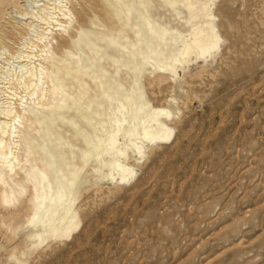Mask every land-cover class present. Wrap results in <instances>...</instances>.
<instances>
[{
	"label": "rangeland",
	"instance_id": "rangeland-1",
	"mask_svg": "<svg viewBox=\"0 0 264 264\" xmlns=\"http://www.w3.org/2000/svg\"><path fill=\"white\" fill-rule=\"evenodd\" d=\"M14 1L0 17L11 51ZM72 3L47 95L68 107L27 128L30 154L0 185V264H264V0ZM149 109L164 138L133 134ZM40 221L62 233L39 243Z\"/></svg>",
	"mask_w": 264,
	"mask_h": 264
},
{
	"label": "bare ground",
	"instance_id": "bare-ground-1",
	"mask_svg": "<svg viewBox=\"0 0 264 264\" xmlns=\"http://www.w3.org/2000/svg\"><path fill=\"white\" fill-rule=\"evenodd\" d=\"M9 1L0 0V17L3 5ZM9 15L12 23L9 27L12 28L11 33L16 35L18 42H11L12 45L14 44L11 51L10 40L6 38L8 34H4L0 39V185L6 183L7 177H12L22 168L30 154V148L27 146L34 145L36 137L27 128L29 129L35 122L42 124L45 119L54 118L64 121L58 110L68 106L61 105L56 109L49 99L47 100V95L54 94L58 90L55 61L62 62L58 51L53 48V40L56 32L69 31L74 10L72 0H15ZM142 19L144 25L149 23L147 17ZM78 27L76 37L80 41L84 39L85 26L80 23ZM145 41L148 42L147 37ZM71 44L68 40L60 43V53L65 52L64 50ZM150 50L155 57L154 67L166 69L160 66L165 64L167 59L162 49ZM149 58L151 56H148V61ZM138 70L141 72L140 67ZM62 97L65 101V94L62 93ZM161 114V111L154 112L153 109H149L145 125L139 130L136 128L133 134H140L142 129L144 140L155 141L164 138L169 129L163 126L160 120ZM130 148L127 146L118 153L117 163L120 171L117 174L123 173L120 176L122 179H126L130 172L128 166L124 164V161L131 159ZM56 163L54 155H51L49 165ZM39 175L46 177L45 170H39ZM116 176L118 175H114V178ZM58 181L62 189H65L62 178H58ZM64 196V193L59 191L60 201ZM49 199L53 201L56 197L52 195ZM69 212L70 210H62L61 220L68 219L74 223L77 217ZM54 220L56 221L57 218ZM40 222L43 228L39 235V243L42 244L47 239L48 229L55 238L62 233V225L55 226L53 223L46 225L47 221ZM34 224L37 227V223Z\"/></svg>",
	"mask_w": 264,
	"mask_h": 264
}]
</instances>
